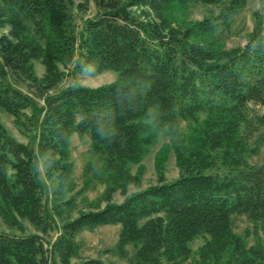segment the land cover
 Listing matches in <instances>:
<instances>
[{
  "label": "trees",
  "instance_id": "16d2710c",
  "mask_svg": "<svg viewBox=\"0 0 264 264\" xmlns=\"http://www.w3.org/2000/svg\"><path fill=\"white\" fill-rule=\"evenodd\" d=\"M245 1L98 0V14L84 21L77 37L74 18L87 11L88 0H0V110L20 134L38 128L32 149L0 124L4 224L20 230L18 220H25L45 235L55 216L60 224L50 251L60 264L78 257L77 233L99 226H118L119 256L127 245L133 248L126 264H264V164L246 162L261 141L248 148L252 128L264 127V114L249 117L247 107L264 108V35L253 32L241 48L228 50L212 39ZM193 4L219 12L188 22ZM33 61L42 66L39 78ZM70 63L78 74L113 71L117 79L65 88L37 108L4 73H18L42 96L60 82L59 67ZM24 110L31 114L22 120ZM181 119L194 125L187 136L170 141L177 178L164 182L159 175L156 185L125 196L127 185H138L139 162L157 133ZM72 134L88 136L89 151L101 163L97 172L108 184L96 202L82 199L89 210L63 221L60 208L69 209L72 199L53 203L52 214L44 200L75 188L68 151ZM166 150L156 154L157 168ZM135 164L130 175L129 165ZM86 186L85 181L75 194ZM117 189L124 198L113 203ZM234 214L243 215L250 230L234 234L229 225ZM196 238L203 243L192 254L189 244ZM49 260L39 235L0 232V264Z\"/></svg>",
  "mask_w": 264,
  "mask_h": 264
},
{
  "label": "rangeland",
  "instance_id": "374dc122",
  "mask_svg": "<svg viewBox=\"0 0 264 264\" xmlns=\"http://www.w3.org/2000/svg\"><path fill=\"white\" fill-rule=\"evenodd\" d=\"M98 0H88V8L84 14H76L74 18L75 33L78 37L81 33L83 23L87 19L94 18L99 10L97 5ZM219 10L213 6H205L201 4H193L187 8L186 21L193 22L203 18H212L218 14ZM4 30H0V33ZM253 32H257L264 35V0H246L244 6L232 14L227 22L220 27L212 39L219 43L223 49H238L243 46L247 36ZM76 56V54H75ZM33 73L39 78L43 74L42 66L38 61L32 62ZM62 71V78L60 82L50 91L42 96H38L37 92L29 87L26 80L23 79L18 73L9 72L4 70L8 81L16 87L19 91L29 96L35 103L37 108L43 107V99L62 91L65 88L72 86H84V87H97L100 85L114 82L117 79V74L113 71H104L95 74H78L73 68V64H68L64 69L59 67ZM249 110V117L252 115L264 114V108L247 105ZM31 114L30 110H24L21 114V119L24 120ZM199 120L204 118L203 115L198 116ZM0 124L5 129L9 137L17 142L27 144L32 149L35 148L37 129L34 128L24 134H20L18 128L14 125L12 117L5 114L0 110ZM254 124V123H253ZM193 123L190 120H178L177 125L173 129H164L157 133L153 143L148 147L145 155L142 157L139 165L143 167L138 185L129 184L125 187V196L143 190L148 186L156 185L158 176L160 175L164 182H171L179 175L178 169L175 165V154L173 147L170 145L171 138L187 136L190 128L193 127ZM255 125V124H254ZM261 139L257 146V150L254 154H251L246 158L247 164L250 165H262L264 164V127L254 126L251 130V134L248 136L246 143L248 148H253ZM166 146L164 158L159 168L155 166V156L158 154L162 147ZM69 157L73 164V181L75 188L70 192L53 198L54 195L46 196L44 204L46 209L52 214L53 203L67 201L72 199V204L69 209L61 207L62 220L73 218L78 212H84L89 210L82 199H86L88 202H96L100 195L103 193L107 186L105 177L98 173L101 163L94 157L89 151V139L86 134L77 135L72 134L69 140ZM137 165H129L130 175L135 174ZM212 171H219L213 169ZM37 176L41 182L46 184L43 173L40 168L37 170ZM86 181V189L79 195L75 194L80 190ZM124 196L120 193V189H117L111 193V201L113 203H119L123 200ZM104 201H99V206H104ZM55 226L52 230H49L45 235H41L33 229L25 220H18L21 229L10 228L4 224L0 219V232L12 234V235H39L42 238L43 245L46 249L48 264H60L56 256L50 251V245L53 243L57 236L58 226L60 220L55 216ZM231 231L236 234H242L246 229L250 230V224L247 222L243 215H231L229 220ZM118 226H99L90 230H82L77 233L75 237V243L77 245V258L71 259V264H76L80 260L94 259L101 264H126L127 260H130L133 254V248L131 245L125 247L124 257H120L116 249ZM247 244L252 245L253 239L249 236L247 238ZM203 240L201 238L194 239L189 248L192 254L195 253L197 248L201 246Z\"/></svg>",
  "mask_w": 264,
  "mask_h": 264
}]
</instances>
